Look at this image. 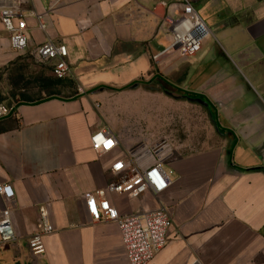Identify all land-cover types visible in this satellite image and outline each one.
Instances as JSON below:
<instances>
[{
  "label": "crops",
  "instance_id": "crops-1",
  "mask_svg": "<svg viewBox=\"0 0 264 264\" xmlns=\"http://www.w3.org/2000/svg\"><path fill=\"white\" fill-rule=\"evenodd\" d=\"M188 2L216 44L183 59L164 52L181 0H9L27 24L25 51L46 39L66 47L75 92L18 103L0 117V185L13 193L0 194V213L9 211L17 236L0 250V264H129L117 225L93 222L85 209L84 193L115 180V152L98 156L90 135L110 129L100 109L108 94L148 85L159 59L202 99L220 145L168 160L170 184L157 196L106 199L120 215L169 210L167 243L150 264H264V0ZM19 55L0 23V69ZM41 206L54 232L43 254L32 255Z\"/></svg>",
  "mask_w": 264,
  "mask_h": 264
},
{
  "label": "built area",
  "instance_id": "built-area-1",
  "mask_svg": "<svg viewBox=\"0 0 264 264\" xmlns=\"http://www.w3.org/2000/svg\"><path fill=\"white\" fill-rule=\"evenodd\" d=\"M8 2L9 0H0V23L8 34L12 50L23 53L29 42L27 24L21 13ZM181 6L179 19L167 20L171 43L164 52H177L182 58H190L200 51L201 43L208 37L209 30L188 0H181ZM34 16L38 21V29L44 31L41 15ZM32 54L39 62L51 64L52 73L57 79L69 77L70 69L66 61L68 52L64 45L46 39ZM160 54L153 56V60ZM12 109L13 106L0 105V117L8 115ZM90 147L98 156L108 155L119 148V140L106 128L90 135ZM166 160L167 146L164 143L153 147L134 146L124 151L111 164L109 171L115 176V180L106 190L83 194L86 212L93 222H111L117 225L129 264H150L154 255L165 247L167 232L172 226L171 214L165 207H160L154 212L120 215L106 199L105 193L124 195L131 199L146 192L155 196L163 193L170 184L171 174L163 168ZM0 194L8 200L13 198L9 186L0 185ZM38 214L36 230L28 239V249L32 255L43 254V238L54 232L48 221L47 209L39 207ZM16 241L10 213L4 210L0 213V250ZM191 264L200 263L194 261Z\"/></svg>",
  "mask_w": 264,
  "mask_h": 264
},
{
  "label": "rangeland",
  "instance_id": "rangeland-1",
  "mask_svg": "<svg viewBox=\"0 0 264 264\" xmlns=\"http://www.w3.org/2000/svg\"><path fill=\"white\" fill-rule=\"evenodd\" d=\"M215 44L214 37L208 35L201 43L202 53ZM26 54L32 55L39 62L32 53H21ZM158 62L157 75L148 85H135L128 90L109 92V96L100 104V109L102 123L119 136L115 158L137 145L153 147L164 143L167 146V160L163 168L167 171L168 160L218 147L220 137L209 109L196 101L194 94L183 90L178 78L167 76V60ZM9 89L6 78L0 75L2 106L17 104V98L9 96ZM27 92L31 95L34 91L28 89ZM57 93L69 97L74 92L68 88H59Z\"/></svg>",
  "mask_w": 264,
  "mask_h": 264
},
{
  "label": "trees",
  "instance_id": "trees-1",
  "mask_svg": "<svg viewBox=\"0 0 264 264\" xmlns=\"http://www.w3.org/2000/svg\"><path fill=\"white\" fill-rule=\"evenodd\" d=\"M0 75L6 78L10 88L8 94L11 98H17V104H37L48 99L62 97L57 93L59 88H68L75 92L74 83L69 77L57 79L52 73L51 64L37 63L29 54L19 55L0 69ZM28 89L34 92L30 95L27 92ZM194 99L201 104L204 103L201 98L194 97Z\"/></svg>",
  "mask_w": 264,
  "mask_h": 264
},
{
  "label": "snow or ice",
  "instance_id": "snow-or-ice-1",
  "mask_svg": "<svg viewBox=\"0 0 264 264\" xmlns=\"http://www.w3.org/2000/svg\"><path fill=\"white\" fill-rule=\"evenodd\" d=\"M111 145V142H109V146ZM119 167V166H118Z\"/></svg>",
  "mask_w": 264,
  "mask_h": 264
}]
</instances>
